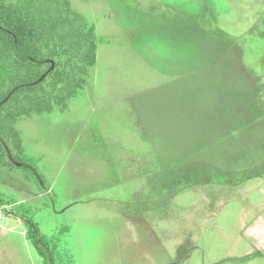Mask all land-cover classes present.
<instances>
[{
  "label": "rangeland",
  "instance_id": "1",
  "mask_svg": "<svg viewBox=\"0 0 264 264\" xmlns=\"http://www.w3.org/2000/svg\"><path fill=\"white\" fill-rule=\"evenodd\" d=\"M70 1L97 60L15 124L0 264H264V0Z\"/></svg>",
  "mask_w": 264,
  "mask_h": 264
},
{
  "label": "trees",
  "instance_id": "2",
  "mask_svg": "<svg viewBox=\"0 0 264 264\" xmlns=\"http://www.w3.org/2000/svg\"><path fill=\"white\" fill-rule=\"evenodd\" d=\"M94 26L70 0H0V164L20 160L13 150V144L21 149L17 120L55 108L64 111L85 87L97 60ZM191 167L182 165L171 182H204L206 172ZM220 170L209 169L208 177L220 179ZM201 172L205 178H191ZM31 225L29 237L38 251L48 253L32 220Z\"/></svg>",
  "mask_w": 264,
  "mask_h": 264
},
{
  "label": "water",
  "instance_id": "3",
  "mask_svg": "<svg viewBox=\"0 0 264 264\" xmlns=\"http://www.w3.org/2000/svg\"><path fill=\"white\" fill-rule=\"evenodd\" d=\"M127 226L136 236H138L137 231L129 223H127Z\"/></svg>",
  "mask_w": 264,
  "mask_h": 264
},
{
  "label": "built area",
  "instance_id": "4",
  "mask_svg": "<svg viewBox=\"0 0 264 264\" xmlns=\"http://www.w3.org/2000/svg\"><path fill=\"white\" fill-rule=\"evenodd\" d=\"M0 217H1V213H0Z\"/></svg>",
  "mask_w": 264,
  "mask_h": 264
},
{
  "label": "crops",
  "instance_id": "5",
  "mask_svg": "<svg viewBox=\"0 0 264 264\" xmlns=\"http://www.w3.org/2000/svg\"><path fill=\"white\" fill-rule=\"evenodd\" d=\"M131 225V224H130Z\"/></svg>",
  "mask_w": 264,
  "mask_h": 264
}]
</instances>
